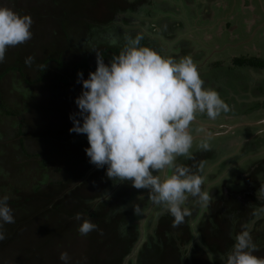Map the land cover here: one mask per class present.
<instances>
[{"label": "trees", "instance_id": "1", "mask_svg": "<svg viewBox=\"0 0 264 264\" xmlns=\"http://www.w3.org/2000/svg\"><path fill=\"white\" fill-rule=\"evenodd\" d=\"M44 1L46 0H0V5L11 7L21 15H30L35 22L36 17L39 16L38 8L44 5ZM47 1L57 9L59 17L72 24L62 25L59 38L64 37V40L62 38L60 42L45 43L46 40H43V37L38 47L29 45L16 48L13 61L5 59L3 63H0L3 64L0 65V158L7 159L9 165H13L14 168L7 172L4 171L1 168L3 162L0 161V195L10 197L9 203L15 217L14 224L4 226L6 239L0 241V252L11 255L13 257L11 262H14L12 264H37L39 261L41 264H64L60 260L61 254L55 256L59 247L71 258L72 262L69 261V264H225V260L221 257L231 250L236 234L247 226L251 235L257 233L254 242L258 250L254 254L264 257V231L261 233L257 230L264 224V159L252 162L243 171V175L247 177L246 187L241 189V193L235 192L234 194L228 191L222 205L220 203L214 207L217 214L212 216L206 208L196 226L193 227L192 222L196 220L195 216L198 215L196 213H199L200 207L186 205L191 215L187 216L183 223L174 226V218L169 212L164 211L157 217L156 225L141 242V233L136 224L137 217L134 215L135 206L138 205L141 209L146 208L150 204L147 201L148 198L142 199L140 204L125 210L124 207L129 200L132 201L133 197H128L126 189L116 190L113 184L117 180L113 179L115 182L112 183L113 181H108L109 177L106 178V182L108 181L107 187L111 186V194L107 196L103 180L106 166L92 171L94 165L89 169V164H86L80 170L81 158L75 155L77 151H74V147L73 149L60 147L63 135L67 134V130L73 127V124L69 126V122L59 123L58 133L62 136L58 141H48V134L55 130L50 127V132L44 133L42 127H39L40 120L34 119L41 97L44 96L48 101L56 103L58 107L60 103H68L70 109L69 101L71 102L72 98L68 99L69 96L67 97L68 93L64 86L70 85L71 82L75 86H82L77 82V73L82 71L88 76L89 72L96 70L98 50L102 52L100 54L104 57V61L109 63L111 57L118 55L122 50L123 47L118 42L120 38H125L128 32L123 34L120 27L115 25L103 28L87 24L86 22L96 23V15L102 19L99 20L100 22H108L115 18V12L112 13L111 19H108L110 15L103 19L99 14L93 12L89 14V3L93 6L96 0H72L75 2V8L70 6L71 0ZM34 28L36 25H32L31 31ZM112 41L116 43L113 44ZM143 43L141 41L142 45ZM228 52L220 54L221 57L219 56L218 60H224L222 57H226ZM230 58L233 67L244 70L241 72L245 74L244 83L246 81L248 84L254 83L249 73L246 72L248 69L264 71V58L261 60L245 55ZM221 65L223 66V61ZM4 83L11 86H9L10 90L3 88ZM77 91L80 92L78 89ZM28 92H33V95L31 99L24 101L23 96ZM13 93L16 100L10 102ZM20 100L26 102L27 108L31 111L30 115L28 111L25 113L24 109H21ZM260 104L259 108L263 110V99ZM68 107L63 109L66 118ZM240 115L247 116L246 113ZM52 125L55 127L54 123ZM4 136H7L6 140ZM26 143L36 145L43 154H29L24 146ZM59 151L60 153L67 151L65 154L69 155L67 165L62 163L65 176L61 181L54 180L48 174L51 169L49 157H53V153L57 154ZM250 151L253 150L250 149ZM22 156L25 158H20ZM214 156L216 155L212 152L202 150L193 153L187 160L178 158L176 163L189 167L193 172L203 176L205 175L204 165L210 161L214 162ZM57 157L59 158V155ZM86 159L89 160L88 157ZM228 164L230 161L226 165ZM35 166L40 175L33 182L30 180L31 170ZM201 167L202 172L199 171ZM24 172H27L25 176L20 175L21 178H14L15 174ZM7 177H11L10 180H6ZM101 180H103L101 188L93 192ZM43 183L46 184L43 185ZM73 184L77 189H71ZM61 189L65 190V194L61 195L59 192ZM90 190L93 192L92 196H86V191ZM73 199H75L74 211L71 216H67L68 211L58 212V210L61 212L64 204H71ZM229 199L238 200V207L236 205L233 207ZM54 212L58 214L52 217L55 215ZM77 213L82 214L81 221L74 218ZM227 213L230 215L227 216ZM139 214L136 213L138 216ZM43 215L50 218L49 222L42 225L39 219L33 227L34 233L31 228L32 223ZM84 219H90L98 228L90 232L85 250L79 253L77 250L71 251L73 244L77 248L84 242L76 241L81 235L77 234V231ZM62 222L66 225L62 226ZM25 226L30 232L29 235L34 234L36 237L28 242V247L16 246L15 243L21 240L23 235L20 231ZM45 226L48 232L51 228L52 230L41 237L39 235L41 227ZM50 226L51 228L47 229ZM61 234L68 235L67 240H63L64 243L57 241ZM36 240L33 247L32 244ZM138 244H141L139 248ZM65 246L67 248L64 249ZM42 249L47 252L44 256H40ZM134 252L136 253L135 260L126 263L127 258ZM166 255L171 258L176 257V262L170 263Z\"/></svg>", "mask_w": 264, "mask_h": 264}, {"label": "clouds", "instance_id": "2", "mask_svg": "<svg viewBox=\"0 0 264 264\" xmlns=\"http://www.w3.org/2000/svg\"><path fill=\"white\" fill-rule=\"evenodd\" d=\"M32 24L30 15L0 5V63L10 47L32 38ZM142 39L140 35L128 37L107 64L96 53V70L87 79L82 71L77 73L82 90L75 99L78 112L69 117L73 124L69 132L86 135L89 147L85 152L92 165L98 169L106 166V175L112 180L147 189L148 201L169 212L178 226L191 215L186 206L190 197L206 207L212 196L202 188L204 177L176 160L190 158L191 125L196 116L216 119L228 105L217 91L204 86L190 57L179 61L166 57L142 45ZM201 147L208 149L209 144ZM168 169H172L171 175H160ZM9 199L0 195V241L6 239L4 226L15 223ZM135 211L142 210L137 205ZM74 218L81 221L82 214ZM97 228L84 219L79 233L86 236ZM234 240L231 250L221 257L225 264H264V257L254 254L258 248L247 226ZM60 260L69 264L68 253L62 252Z\"/></svg>", "mask_w": 264, "mask_h": 264}, {"label": "rangeland", "instance_id": "3", "mask_svg": "<svg viewBox=\"0 0 264 264\" xmlns=\"http://www.w3.org/2000/svg\"><path fill=\"white\" fill-rule=\"evenodd\" d=\"M167 2L172 4V9L170 13H172V15L175 18H177L176 20L175 19H172V20L181 24V25H178L179 27H176V28L173 27V31L176 30V32H179L181 36H184L186 38H188L187 36H189L190 39H192V34H194V36L197 35L198 38L199 36H201L200 39L202 40L203 38L204 41L208 40L206 38H209L210 42L214 41L213 43L217 46L216 48L221 47L223 43L231 42L233 44L234 48L227 53L226 57H222V59H224L222 60L223 65H225L226 67H229L232 64L231 62L232 59L230 57L239 58L240 55H245L246 57L247 56L254 57V58L263 60L264 58V0H169ZM101 4H102V0H97L93 6L91 3H89V6L90 8H94L96 6H100ZM74 5H75V2L71 0L70 6H73V8H75ZM206 9L208 10L207 12H206ZM108 10L109 8L105 7V9L98 10V13L102 15L104 14V11L107 12ZM155 11H158L161 13L163 12V8L162 7L156 8ZM38 13H39V16L36 17V21L33 22L32 24V25H36V28L32 30V34H33L32 38L24 44H21L15 47H10L5 54L6 60L8 59L10 61H13L14 59L13 57H15L14 50L16 48L27 47L29 45H33L35 46V48L38 47L40 45L39 41L43 37H44L43 40H46L45 43H54L55 41L60 42L62 38L64 40V37L59 38L62 25H72V24L67 22L64 18L59 17L57 9L53 7L50 4V2H48L47 0L44 1L43 6L38 8ZM95 19L97 20V22H100L99 20H102L97 15L95 16ZM194 19H197L196 22L194 21ZM119 22H121L120 18H119V21H117V23ZM213 24H216V25L212 27L211 25ZM115 26L121 27V29H125V30L127 29L123 25H115ZM187 26H188V29H190L188 31L189 33L185 34V32H187V30L185 29L186 31L184 32V35H183V27L187 28ZM199 26L203 28L202 31H200L201 29L199 28ZM198 38L195 37L194 39L191 40V42ZM183 40L185 39H181V41ZM162 44L163 43H161V45ZM173 49L176 52V48L174 47ZM208 52L209 51L205 49L203 54L205 53L206 56H209ZM0 65H3V64H0ZM215 65H217V63L212 65V69H214ZM199 71L202 72V70H199ZM247 71L249 72L250 78L259 85V90H263L264 92V85H263L264 71L263 70L256 71L253 68L248 69ZM2 86L4 89L5 88L8 89L10 85L9 84L5 85L4 83ZM234 87L237 90L233 89V85L230 89V91L233 90L235 92L234 97L242 98L245 96L242 94L244 92V89L242 88L238 89V85H234ZM252 89L253 87L248 88V92H246V95L249 94ZM67 93L70 94V91H67ZM69 94H67V96H69ZM32 95H33V92H28L24 94L23 98L31 99ZM72 95L76 96V94L74 93H72ZM262 98L264 100V97H258V96L255 97L253 95H249L247 99H239L238 102L235 103L233 113L234 115L246 113L247 116H244L242 118H236L235 121L232 123L234 124L240 123L239 126L241 128H237L233 131L232 129H229L224 134L216 135V136H219V141L217 142L226 143L227 145V149L224 150L225 154L221 153L222 155L223 154L224 155L222 156V158L220 157L217 163L223 159H232V160L229 164L230 167L224 171L225 173L223 174L222 172L221 174L216 176L217 178L215 180L219 182L221 177L226 176L229 170H231L232 168H235L238 172L233 174L232 182H229L228 185H230L229 187H231L237 193H241V188L246 186L244 185L245 179L243 178V175L241 176V174H243V171L246 170L252 162H256L258 160L264 159V123H261V121H264V108L263 110L259 108V106H261L260 101L262 100ZM15 100H16V97H15V94L13 93L10 99V102L15 101ZM69 106H73V107L70 109V111L68 110L67 112L68 115L66 118L65 112L63 109H67L68 103L66 104V106H64V103H60V107H61L60 108L57 106L56 103L54 104V102L48 101L44 96L41 97V100H39V103H38L39 108H38V111L34 114L35 116L34 119L40 120L39 127L40 128L42 127L44 133L50 132L51 130L50 127H52L55 130V132L51 131V133L48 134V137H47L48 141H58L60 139V136L58 135L60 134L58 133L59 123L69 122V126L72 125V121L69 119L70 114L78 112V108H77V105L75 104V101L73 100H71V102L69 103ZM256 111L258 113H255ZM30 112L31 111H29V114ZM227 112L229 111L227 110ZM195 119L199 120L198 118H195ZM225 121L227 122L229 120L225 119ZM52 123H54V126L56 128L53 127V125L51 126ZM210 123L212 122H204L205 125H202V122L199 126L194 125L195 133L192 134L193 141H195L196 139H199L202 134L204 135L206 133L208 134V128L212 127ZM219 124H221L220 126H227L226 124H222V123H219ZM228 125H231V123ZM238 131H241V132H244V131L251 132L252 131V132L257 133L256 135H258L255 138L252 137V139L253 138L254 139L252 140V142H250L251 143L249 144L250 147L246 146L247 148L243 152L236 149V147L238 146L240 147L242 145L241 139L239 137L240 135L238 136L239 133L236 134ZM252 134L253 133H250V136ZM216 136H212L210 138H215ZM4 137H5L4 140H6L7 136H4ZM208 141L211 144H209L207 141L202 142V144L208 143L209 147L211 148L218 147L219 145V143H217L215 140H208ZM250 149H252L253 151H250ZM74 151H77V150H74ZM192 151L193 149L190 150V153ZM65 153H67V151L62 152V153H60L59 151L57 154L53 153V157H49L50 154L48 155L50 159L49 164L51 165V169L49 170L48 174L54 180L61 181L65 176V171H62L64 169L62 165L63 164L67 165L68 160H69V155ZM29 154H33V152L30 151ZM57 155H59V158L57 157ZM75 155H78V154L76 153ZM234 155H238V156H234ZM54 157L57 159H55ZM20 158L24 159L25 157L22 156ZM0 161L3 162V165H1V168H3L4 171L7 172V170L10 171L14 169L13 165H9V161L7 159L0 158ZM217 163L215 164L209 163L205 165L203 167L204 174H211L213 172L212 171L213 167L217 166ZM36 167L37 166L33 167V169L31 170L30 180H33V182L35 181V179H38L40 175ZM26 170L29 171V169H26ZM171 172H172V169H168L167 172L166 173L163 172L161 176H164L165 174L170 175ZM26 173L27 172H24L23 174H15L14 178L19 179L21 178L20 175L23 177L26 175ZM10 178L11 177H7L5 179L10 180ZM25 179H27V177H25ZM237 181L239 182V185H235V184L232 185V183H235ZM25 182L26 181H24V183ZM121 183L125 184L126 182H121ZM44 184L46 183H43V185ZM213 186H216V184L211 181L207 183L206 180H204V184H203L204 191H207L209 193L210 188H212ZM59 192L61 193V195L65 194L64 189H61V191ZM136 196H137L136 199L138 201L141 195H136ZM188 203H189L187 205L188 207L197 206V204L193 202H188ZM72 206L73 204H69V203L64 204V207L63 206L61 207L62 209L61 212L59 210L58 212L66 213V211H68L67 213H69V215L67 216H71L72 213L70 212H72L71 210ZM88 207L91 208L89 205ZM201 207L202 209L201 210L199 209V213H201L202 215L204 212V208L203 206ZM141 210L142 211L139 214V219L136 220V224L138 225L140 229L141 242H143L146 234L150 232L152 228L156 225L157 217L160 216L161 213H163L166 210L160 206L152 205L151 203L147 205L146 208L141 209ZM58 212H54L55 215H52V217L56 216ZM199 213H196V214H199ZM263 215H264V209H263ZM39 219H41L42 225H44L49 222L50 218L45 215L37 218L32 223V226H31L34 233H35V230L33 229V227H35ZM197 221L192 222L193 227L196 226ZM65 225H66L65 223L62 224V226H65ZM50 228L51 226L48 227L47 229H50ZM51 230L52 228L49 230V232H51ZM257 230L262 233L264 231V224H263V227L260 226L257 228ZM78 231H77V234H79ZM49 232L48 230H46V226L41 227V232L39 233V235L43 237L47 235V233ZM20 233L23 235L21 237V240H18L15 243L16 246L28 247L27 245L28 242H30L32 238L36 237V235H34L33 233H31L33 235H29L30 232L27 231L26 226L21 229ZM90 235L91 233L87 234L86 236L84 235L78 236L77 237L78 239H76V241L79 242L80 240L81 242L84 241L85 243L84 242L81 243V246L77 248H75L74 244L72 243L73 245L71 246V251L77 250V252L79 253V251L85 250L86 244L88 243V239ZM256 235L257 233L252 235L253 241H255ZM59 236H60V239L57 238V241H59L60 243H64L63 240L66 241L68 238L67 234H61ZM37 240L32 244L33 247H34V244L37 242ZM196 240H198V238H196ZM140 245L141 244H138V247ZM56 246L57 245H55V247ZM63 248L65 249L67 247L65 246ZM47 251H49V249ZM62 252H63V249L59 247L57 249V252L55 253V256H58V254H61ZM24 253H26V251ZM46 253L47 252L42 249V255L40 256H44ZM135 257H136V253L134 252L131 256L127 258L126 263L128 261L133 262L135 260ZM166 257L170 263L171 262L175 263L177 260L176 257L171 258L167 255ZM12 260H13V257H11V255L7 254L6 252H0V264H12L14 263V262H11ZM69 261L72 262L71 258ZM37 264H41V261H39Z\"/></svg>", "mask_w": 264, "mask_h": 264}, {"label": "flooded vegetation", "instance_id": "4", "mask_svg": "<svg viewBox=\"0 0 264 264\" xmlns=\"http://www.w3.org/2000/svg\"><path fill=\"white\" fill-rule=\"evenodd\" d=\"M97 1V0H96ZM169 0H102V4L100 6H96L94 8H88V13L90 14L91 12L99 14L98 10L101 9H105L109 8V10L106 12L104 11V14L100 15L103 19H105L107 16H109L108 19H111L112 13L115 12V20L112 19L111 21L109 20L108 22L103 21V22H86L87 24H91V25H98L101 26L103 28H107L110 25H123L125 26L127 29H121L120 27V31L123 32V34H125L126 32H128L126 34L125 38H120L118 44H120V46L122 45V47H124L125 45V41L127 40L128 37H133L135 38L137 35H140L143 37V39L141 41H143L144 45H147L155 50H157L158 52H160L162 55L166 56V57H174L175 59H177V61H179L180 59H183L185 57H190L194 63L196 64L198 71L202 70V72L199 71V74L201 76V78L204 81V86L206 88H210L213 89L215 91H217L219 93V95L221 96V98L226 102V104L228 105V111H224L222 112L216 119H210L208 118L206 115H197L196 118H198L199 120L195 119L192 122L191 125V131L192 134L195 133V127L199 126L202 122V125H205L204 122H212L210 123V125H212V127L208 128V134L206 133L205 135L202 134L200 136L199 139H196L195 141H193V145L192 148L193 151L189 154L190 156L197 152V151H202L204 150L205 152L210 151L212 152L214 155L213 160L214 162H207L205 165L209 164V163H217V161L220 159V157L222 158V156L225 154L224 150L227 149V145L226 143H220L217 142L219 141V134H224L226 133L229 129L235 130L237 128H241L239 125L240 123H232L235 121L236 118H242V115H234L233 113V109L235 107V103L238 102L239 99H247L249 95H253V96H258V97H263V90H259V85L254 81V83L248 84V82L246 81L245 83L243 82L245 80V78L243 79V77H245V74L241 73L242 71H244L243 69L239 68L236 69L235 67H233V65L231 64V66L226 67L225 65H221L222 60H218L219 56L221 57L220 54H223L226 51H230L227 49H231L234 48L233 44L230 43H223L221 45V47L216 48L217 46L213 43L214 41L210 42L209 38H206L208 40H202L200 39L201 36H194V34H192V39H194L195 37H197L198 39H195L194 41L191 42L192 39L189 38V36H187L188 38L181 36L179 32L173 31V27H179L178 25H181L178 22H175L172 19H177L175 18L172 13H170L171 9H172V4H170L169 2H167ZM163 8V12H158L155 11L156 8ZM208 10L206 9V12ZM119 18L121 20V22L117 23V21H119ZM197 19H194V21L196 22ZM200 20V18H199ZM200 23V21H199ZM216 24L211 25L212 27L215 26ZM199 28L201 29L200 31L203 30L202 27L199 26ZM187 32H185L186 30ZM190 29H188L186 27H183V35L184 32L189 33ZM195 33V32H194ZM163 39V40H162ZM181 39H185L183 41H181ZM161 43H163L161 45ZM176 48V52L174 51L173 48ZM123 49V48H122ZM205 49H207L208 55L206 56V54L203 52L205 51ZM99 51V54L102 52ZM170 51V53H169ZM212 52V53H211ZM106 64L108 62H105ZM217 63V65H215L214 69H212V65ZM247 73H249L248 71H246ZM84 78L87 79L88 76L84 75ZM250 83V82H249ZM233 85V89L237 90L234 85H238V89L242 88L244 89V92L242 93L243 95H245L244 97L240 98V97H234V91L231 90V87ZM66 88L67 91H70L69 97L68 99H71L73 101H75L76 97H78V95L81 94V90H82V86L78 85L75 86L74 83L71 82L70 85L68 86H64ZM253 87V89L250 91L249 94L246 95V92H248V88ZM80 91L78 92L77 89ZM72 93L76 94V96L72 95ZM239 93V92H237ZM263 99V98H262ZM25 101V99H23ZM22 102L20 100V104H21V109H24L25 113H29V109L27 108L28 105L25 102ZM250 101V100H249ZM70 103V101H69ZM66 104V103H64ZM31 107V106H30ZM73 106H70V109ZM69 109V108H68ZM69 109V111H70ZM224 114V115H222ZM30 115V114H29ZM225 119H228L229 121H225ZM226 124L227 126H220L221 124ZM231 125H228L230 124ZM56 128V127H55ZM72 128V126H71ZM67 134L63 135L62 141H61V148H71L74 150H77V154L76 155L78 158L80 159L79 162V168L80 170L83 169V167L86 164H89L88 167L89 169L92 167V164L89 162V160L86 159L87 155L85 148L89 147L88 144V140L86 135L84 134H76V133H70L69 130H67ZM215 131V132H214ZM239 133V134H238ZM242 133V134H241ZM250 133H253L250 136ZM236 134H238V136L241 139L242 145L239 147H236V149L240 150L241 152H243L247 147L249 146V144H251L250 142H252V140L257 137L258 135H256L257 133L255 132H241L238 131ZM228 135V133H227ZM60 137L62 136L61 133L59 135ZM212 136H216L215 138H210ZM250 139H249V137ZM225 137V136H224ZM252 137H254L252 139ZM208 140H215L217 143H219L218 147H209L208 149H204L202 148L201 145L202 142L207 141L209 143ZM196 143V144H194ZM71 144V145H70ZM199 144V145H197ZM211 144V143H209ZM27 152L29 153L30 151L33 153H41L39 148L36 145H33L32 143L30 144H25L24 145ZM250 147V146H249ZM248 147V148H249ZM61 151V150H60ZM80 151V152H78ZM221 153H224L223 155ZM43 153H41L42 155ZM234 156H238V155H234ZM241 156V155H240ZM178 158H183V160H187L188 157H178ZM177 158V159H178ZM56 159V158H55ZM232 159H223L221 161H219L217 163V166L213 167L212 169V173L211 174H205L203 175L204 180H206V182H213L216 184V186H213L212 188H210V192L209 194H211L212 198L210 200V203L208 206H203L204 210L206 208H208V211L211 212V215L214 216L215 214H217L216 211H214V207L217 205H222V201L224 200L226 196V193H228V191L232 192L235 194L236 191H234L231 187H229L230 185L229 182H232V177L231 175L235 174L236 172H238L235 168H232L231 170H229L227 172L226 176L221 177L220 181L218 182L217 180H215L219 174H221L223 172V174L225 173L224 171L227 170L230 166L229 164L226 165L228 163V161L231 162ZM177 161V160H176ZM216 161V162H215ZM227 161V162H226ZM257 162V161H256ZM255 163V162H254ZM204 165V166H205ZM226 165V166H225ZM70 167V166H68ZM98 169L95 165L92 169L96 170ZM205 169V168H204ZM167 172V171H166ZM163 173V172H162ZM162 173H160V175H162ZM210 173V172H209ZM91 174V172H90ZM104 183H105V187H106V194L107 196H110L111 194V186L107 187V182L108 181H113L112 183H114L115 181L112 179H108V181L106 182V178L108 177L106 175V170H104ZM243 175V174H241ZM244 180V185H246L247 182V177L243 175ZM103 180H101V183L99 185H97L94 189L93 192H97L99 191V189L101 188V185L103 184ZM126 183L123 184L121 182H119L118 180L113 184V187L118 190V189H126L128 190V197H133L132 201L129 200V202L127 203V205L124 207L125 210L130 209L133 205L136 204H140L141 200L144 198H148L147 201L149 200V194H148V190L147 189H136L134 187H132L131 182L130 181H125ZM238 181L235 183H232L237 185ZM226 184V185H225ZM246 187V186H245ZM243 187V188H245ZM76 188L75 184H73V186H71V189ZM202 188H204L202 186ZM230 188V189H228ZM242 189V188H241ZM92 190L90 191H86L87 194H85L86 196H92L91 193H93ZM134 194V195H133ZM136 195H141L137 201L136 199ZM135 197V198H134ZM74 201L75 199L72 200L71 204L74 205ZM96 201V199L94 200V202ZM188 202H193L195 204H197L198 208L200 207V209H202L201 205L196 201L195 198H189ZM187 202V205L189 204ZM229 203L234 207L238 204V200L236 199H229ZM90 205V204H89ZM142 206V205H141ZM121 211H124L122 208H120ZM72 212L74 211V206H72L71 208ZM226 211V209L224 210ZM71 212V213H72ZM137 219H139V216L136 215V213L134 214ZM230 214L227 213V216H229ZM201 213H199L197 216H195L196 220L198 219V221L201 218ZM139 228V227H138ZM140 230V229H139ZM139 248V247H138Z\"/></svg>", "mask_w": 264, "mask_h": 264}]
</instances>
